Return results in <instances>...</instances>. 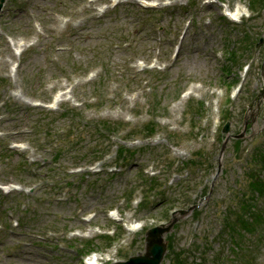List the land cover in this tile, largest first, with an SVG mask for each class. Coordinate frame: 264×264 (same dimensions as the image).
I'll list each match as a JSON object with an SVG mask.
<instances>
[{"label": "rangeland", "instance_id": "obj_1", "mask_svg": "<svg viewBox=\"0 0 264 264\" xmlns=\"http://www.w3.org/2000/svg\"><path fill=\"white\" fill-rule=\"evenodd\" d=\"M255 1L5 0L0 264H84L92 249L109 264L176 218L164 232L173 252L264 264V195L248 174L264 143V99L248 107L264 75ZM243 200L254 219L230 236L224 221ZM134 220L142 228L127 230Z\"/></svg>", "mask_w": 264, "mask_h": 264}, {"label": "trees", "instance_id": "obj_2", "mask_svg": "<svg viewBox=\"0 0 264 264\" xmlns=\"http://www.w3.org/2000/svg\"><path fill=\"white\" fill-rule=\"evenodd\" d=\"M260 1L261 0H256L255 3L258 2L259 4ZM249 2L250 4L252 3L251 0H249ZM236 142L238 143L239 140H236ZM261 144L262 146H257L254 148V152L252 154L253 160H254L252 162L257 163L259 165L258 168L260 169V171L257 174L256 173L249 174V176L251 177V181L249 185L252 190L261 191L262 195H264V146H263L264 143H261ZM191 162H192L191 165H194V164L198 165L196 163L198 162V160L196 161V159L194 161L191 160ZM232 206L233 207L231 209V212L228 213L229 216L227 217V220L224 221L225 226L227 227V231L232 232V233H229V235H232L234 230H236L237 232H240L239 229H236L237 222H238L239 227L243 229V226H244L245 229L249 230L250 229L249 222H251L252 219H254L253 215H255V212H254L255 207L253 203H251L250 201L244 200L242 201V204L240 205L241 208H237L235 207V205H232ZM250 215L252 216V219H247L246 217H249ZM239 235L241 237V232L239 233ZM235 238L233 239L234 243L238 245V242L236 241ZM172 246H173L172 243H169V249L172 252H169L167 254L168 256L171 257L170 259L171 264H201L202 262H204V260H202L204 256L200 255V256H194L193 258H191L189 250H187L186 256H182L183 252L176 251V250H174L173 252ZM197 259H201V261L198 262Z\"/></svg>", "mask_w": 264, "mask_h": 264}, {"label": "water", "instance_id": "obj_3", "mask_svg": "<svg viewBox=\"0 0 264 264\" xmlns=\"http://www.w3.org/2000/svg\"><path fill=\"white\" fill-rule=\"evenodd\" d=\"M4 0H0V10ZM263 39L259 40L262 43ZM258 43V44H259ZM264 67V62L262 68ZM264 95V75H263V88L260 89L259 95L255 98L254 102L250 106H258ZM229 123L227 122L223 128V132H228ZM237 137H242V133L237 135ZM181 214H185L186 211L180 210ZM177 219V218H176ZM176 219H172L167 225H159L150 228L146 232V243L144 253H139L134 256H130L127 260L115 261L111 264H160L164 253L167 248V243L164 240L163 234L171 229L173 223Z\"/></svg>", "mask_w": 264, "mask_h": 264}, {"label": "bare ground", "instance_id": "obj_4", "mask_svg": "<svg viewBox=\"0 0 264 264\" xmlns=\"http://www.w3.org/2000/svg\"><path fill=\"white\" fill-rule=\"evenodd\" d=\"M150 3H155V2H150ZM242 10L243 9L241 7L237 6V8L235 10L230 12V16L231 17H239L241 15V13H242ZM4 188H7L8 190H11V189L16 188V186L14 184H8V185H5ZM110 215L115 217L116 214L112 210V211H110ZM125 225H126V228L129 231H131V230H134V229H137V228L140 229L143 226V223L138 222V221H130V222H127ZM21 256H23V255H21ZM104 258L108 259V255L102 256V255H99V254H92L91 256H89L86 259L85 263L86 264H101L100 260L104 259Z\"/></svg>", "mask_w": 264, "mask_h": 264}]
</instances>
